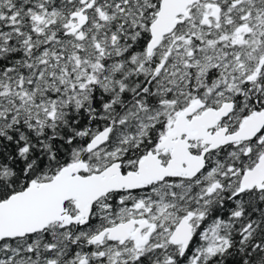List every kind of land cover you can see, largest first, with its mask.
Masks as SVG:
<instances>
[{
	"label": "snow or ice",
	"instance_id": "1",
	"mask_svg": "<svg viewBox=\"0 0 264 264\" xmlns=\"http://www.w3.org/2000/svg\"><path fill=\"white\" fill-rule=\"evenodd\" d=\"M0 264H264V0H0Z\"/></svg>",
	"mask_w": 264,
	"mask_h": 264
}]
</instances>
